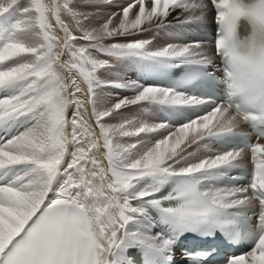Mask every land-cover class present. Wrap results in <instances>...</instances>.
<instances>
[{
	"label": "snow or ice",
	"instance_id": "6c2138e0",
	"mask_svg": "<svg viewBox=\"0 0 264 264\" xmlns=\"http://www.w3.org/2000/svg\"><path fill=\"white\" fill-rule=\"evenodd\" d=\"M74 4L0 0V264H176L189 238L264 264V0H129L95 26ZM210 20L211 47L140 38ZM117 65L140 79L103 81Z\"/></svg>",
	"mask_w": 264,
	"mask_h": 264
},
{
	"label": "rangeland",
	"instance_id": "374dc122",
	"mask_svg": "<svg viewBox=\"0 0 264 264\" xmlns=\"http://www.w3.org/2000/svg\"><path fill=\"white\" fill-rule=\"evenodd\" d=\"M83 1L75 0L74 6L77 8L78 11L86 12V13L89 14L90 20L88 22H86V23L90 24L91 26H95L99 22H102L110 13L120 11L119 6L126 4V2H124L125 0H113V4L110 5V6L109 5H105V6H102L100 8H95V7L89 6L85 2V0H83ZM177 14L178 13H176L174 15H177ZM119 18L120 17L117 16L116 19L113 21V23H117ZM170 19H171V17H170ZM173 22H176V21L173 20ZM210 27L212 29V24L211 23H210V25L207 28H210ZM169 30H172V29L163 30V31H160L158 33L157 32L147 33L143 37H140V38L151 39V40H153V45L155 47H160V46H163L166 43H172V40L169 38V36H171L170 34H171L172 31H169ZM198 30H200V29H198ZM121 42H123V39H121ZM131 69H132V67H130V66L117 65V68L114 71L115 73L114 72H112V73H104V72H102L101 73V79L102 80L104 79L103 81L116 80L118 78L128 79L127 76H122L121 77L120 75H117V74H120V71L129 73L131 71ZM133 71H134L133 72L134 73L133 74V79H135V73L137 71L135 69ZM130 77H132V75H130ZM100 92H101L102 98L104 97L103 99L106 102H108V103L114 102V101H116L117 99H119L122 96L131 95V93H126V92H123L121 90H118V89H115V88H108V87L101 89ZM104 93H106V94H104ZM129 110H126V112L129 111ZM126 112H125V114H126ZM150 113L154 117L157 116V112L156 111H152L150 109H146V115L149 116ZM126 116L131 117V115H129V114L126 115ZM148 121L152 122L151 120H148ZM117 122L118 121H113V123H117ZM154 122H156V121H154Z\"/></svg>",
	"mask_w": 264,
	"mask_h": 264
},
{
	"label": "bare ground",
	"instance_id": "6f19581e",
	"mask_svg": "<svg viewBox=\"0 0 264 264\" xmlns=\"http://www.w3.org/2000/svg\"><path fill=\"white\" fill-rule=\"evenodd\" d=\"M81 1H83V0H81ZM124 2H126V4H127L129 2V0H125ZM65 19L68 20L67 17H65ZM209 22L212 24V29H211V27L210 28H207L210 25V23H208L206 26L200 28V30H194V31H191V32H185V31H183L180 28H172V30H169V31H172L171 34L169 33L171 35V36H169V38L172 40V43H183V42L192 41L191 40V36H193V35H203V34L213 33L214 23H212L211 20ZM173 23H176V22H173ZM205 45L207 47H211V45H208V44H205ZM133 70H134V68H132L129 73L120 71V74H117V75H120L121 77L122 76H127V78L129 80H137V77H136V73L137 72L135 73V79H133V74H134L133 73L134 72ZM130 75H132V77H130ZM104 94H106V93H104ZM71 111L72 110H70V112H69V117H71ZM128 114L131 115V117L126 116ZM124 118H127V119H136L137 121H147V122H149L148 120H151L153 123L160 122V120L157 118V116L154 117L151 113H150L149 116H147L146 115V109H143L142 110L140 108L130 109L129 111L126 112L125 117H123L122 119H124ZM154 121H156V122H154ZM152 122H149V123H152ZM244 162L248 163V155H246V158H245V160L242 163H244ZM153 234H155V232H153Z\"/></svg>",
	"mask_w": 264,
	"mask_h": 264
}]
</instances>
